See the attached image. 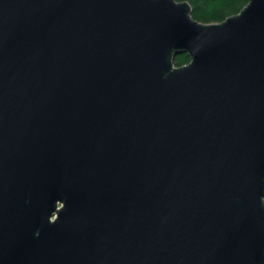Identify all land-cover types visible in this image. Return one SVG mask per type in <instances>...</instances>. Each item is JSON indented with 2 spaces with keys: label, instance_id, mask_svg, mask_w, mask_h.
<instances>
[{
  "label": "water",
  "instance_id": "obj_1",
  "mask_svg": "<svg viewBox=\"0 0 264 264\" xmlns=\"http://www.w3.org/2000/svg\"><path fill=\"white\" fill-rule=\"evenodd\" d=\"M192 11L0 0V264H264V0Z\"/></svg>",
  "mask_w": 264,
  "mask_h": 264
},
{
  "label": "trees",
  "instance_id": "obj_2",
  "mask_svg": "<svg viewBox=\"0 0 264 264\" xmlns=\"http://www.w3.org/2000/svg\"><path fill=\"white\" fill-rule=\"evenodd\" d=\"M182 1V0H181ZM192 3V14L199 21L221 22L228 16L238 13L249 0H188ZM190 61L188 53L176 55L175 63L181 66Z\"/></svg>",
  "mask_w": 264,
  "mask_h": 264
},
{
  "label": "crops",
  "instance_id": "obj_3",
  "mask_svg": "<svg viewBox=\"0 0 264 264\" xmlns=\"http://www.w3.org/2000/svg\"><path fill=\"white\" fill-rule=\"evenodd\" d=\"M178 1H180V0H178ZM182 1H185V0H182ZM188 1V0H187ZM190 2V1H189ZM191 3V2H190ZM192 4V3H191Z\"/></svg>",
  "mask_w": 264,
  "mask_h": 264
},
{
  "label": "bare ground",
  "instance_id": "obj_4",
  "mask_svg": "<svg viewBox=\"0 0 264 264\" xmlns=\"http://www.w3.org/2000/svg\"><path fill=\"white\" fill-rule=\"evenodd\" d=\"M181 1V0H180Z\"/></svg>",
  "mask_w": 264,
  "mask_h": 264
}]
</instances>
